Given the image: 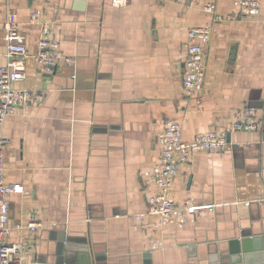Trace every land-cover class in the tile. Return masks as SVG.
Masks as SVG:
<instances>
[{
	"label": "crops",
	"instance_id": "0c3cea01",
	"mask_svg": "<svg viewBox=\"0 0 264 264\" xmlns=\"http://www.w3.org/2000/svg\"><path fill=\"white\" fill-rule=\"evenodd\" d=\"M191 1L0 0V66L9 10L30 52L41 33L30 15L39 9L76 59L52 73L29 59L15 86L45 99L18 107L2 130L6 182L25 189L9 199L7 242L27 243L26 264L53 262L66 247L75 259L90 250L95 264H211L213 244L244 229L264 233V202L255 200L264 197V0L257 17L222 22L204 11L211 0ZM233 1L218 0V13L232 14ZM211 23L205 84L187 97L183 44L190 27ZM248 106L260 128L234 130ZM168 119L182 123L185 140L215 129L232 148L196 152L180 165L172 198L204 210L155 231V216L143 227L133 214L148 208L146 173ZM33 215L42 222L37 232L18 228Z\"/></svg>",
	"mask_w": 264,
	"mask_h": 264
},
{
	"label": "built area",
	"instance_id": "2783aa9c",
	"mask_svg": "<svg viewBox=\"0 0 264 264\" xmlns=\"http://www.w3.org/2000/svg\"><path fill=\"white\" fill-rule=\"evenodd\" d=\"M123 0H113L120 4ZM263 0H234L235 11L226 16L218 13V0L207 2L203 9L214 15L215 21L234 20L242 17H257L262 11ZM191 5V0H183ZM32 23L40 25L41 33L35 52H30L20 32L17 12L9 10L3 23L6 32L7 63L0 66V264H26L25 253L28 249L26 242L8 243L7 236L12 230L10 225V197L13 194L24 193L22 184L7 183L5 179V151L9 139L2 134L6 119L16 112L20 106L40 103L45 99V92L38 89L18 88L15 85L27 77V62L29 59L40 67L44 73L54 72L60 65L74 66L76 59L67 55L58 41L53 38L55 24L53 21L42 18V11L35 10L30 15ZM213 23L202 26H193L188 29L187 38L183 44L185 57V73L183 92L189 97L203 89L206 79V65L204 57L206 45L209 42ZM75 78V75H73ZM242 120L233 123L234 130L255 131L260 128L258 110L254 107H245ZM157 142L160 147L158 162L146 174V187L149 191L148 208L144 212L133 214V217L143 227L147 216H155L153 223L155 231L163 226L177 221L180 226L186 223L187 213H199L204 207L196 206L191 199L178 203L172 198L174 181L180 165L188 162L194 153L200 151H214L218 153L230 151L232 145L226 133H219L212 129L207 133L198 134L191 140L183 139L182 123L175 119H168L165 127L158 133ZM259 202L263 199H256ZM247 201L246 204H250ZM212 211L213 208H210ZM42 222L38 215H33L27 225H19V229L37 232ZM159 240L152 243L153 249L158 248Z\"/></svg>",
	"mask_w": 264,
	"mask_h": 264
},
{
	"label": "water",
	"instance_id": "95a60500",
	"mask_svg": "<svg viewBox=\"0 0 264 264\" xmlns=\"http://www.w3.org/2000/svg\"><path fill=\"white\" fill-rule=\"evenodd\" d=\"M259 199L264 200V197ZM213 245L211 264H264V233L254 234L244 229L239 237L235 235L220 246L218 243ZM81 251L78 253L80 258L75 259L71 256L73 249L66 247L63 254H55V261L42 264H95L90 250L84 248Z\"/></svg>",
	"mask_w": 264,
	"mask_h": 264
}]
</instances>
